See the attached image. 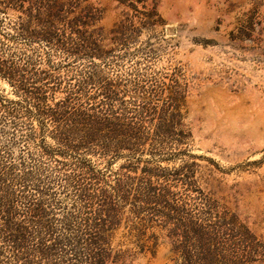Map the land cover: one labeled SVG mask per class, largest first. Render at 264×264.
<instances>
[{
  "label": "rangeland",
  "instance_id": "rangeland-1",
  "mask_svg": "<svg viewBox=\"0 0 264 264\" xmlns=\"http://www.w3.org/2000/svg\"><path fill=\"white\" fill-rule=\"evenodd\" d=\"M79 16L86 24L78 25ZM49 31L59 36L43 38ZM0 57L72 86L92 73L108 77L115 110L144 122L145 157L152 153L159 160L152 166L166 170L159 183L177 208L149 204L139 216L127 205L113 238L116 249L131 250L127 264H264V0H0ZM13 89L0 76V94L17 99ZM171 113L175 126L163 133L161 117L169 123ZM1 118L0 153L30 164ZM69 177L45 181L56 235L63 217L75 224L86 217ZM22 185L40 197L30 179ZM128 217L146 224L143 251L134 234L124 236ZM187 226L196 231L185 233ZM10 245L0 240L1 261L12 260Z\"/></svg>",
  "mask_w": 264,
  "mask_h": 264
},
{
  "label": "trees",
  "instance_id": "trees-1",
  "mask_svg": "<svg viewBox=\"0 0 264 264\" xmlns=\"http://www.w3.org/2000/svg\"><path fill=\"white\" fill-rule=\"evenodd\" d=\"M76 21L78 25L86 24L82 16ZM42 36L55 40L59 34L49 31ZM0 76L17 96L7 99L0 94L1 119L8 120L18 133L25 146L23 155L26 153L32 164L28 167L24 156L16 162L0 153V240L11 244L12 255V260H0V264H82V255L86 264H127L131 250L113 246L127 205H132L139 216L149 204L164 202L170 210L177 208L174 200H166L170 187L159 183L166 178V170L152 166L159 161L152 159V153L145 157L150 148L144 122L130 121L115 110L116 84L96 73L72 86L49 71L7 64L0 57ZM89 86L96 89L95 93ZM62 92L64 97L55 101L56 94ZM161 118L163 133H172L175 115L171 113L169 123L166 115ZM30 145H34L35 152L29 151ZM121 158L125 162L111 170ZM180 171L172 172L180 175ZM55 175L61 180H67L69 175L74 179L76 190L85 201L82 208L86 215L79 224L72 222L71 215L63 217L58 235L53 204L46 197L50 187L45 182ZM24 179L32 181L40 197L26 195ZM153 214L157 216L161 210L155 209ZM127 219L128 232L124 236L134 234L143 251L146 224ZM179 230L181 227L176 226L174 235ZM189 231L196 230L187 226L185 233ZM66 247H70V259L64 255ZM3 249L0 247V256Z\"/></svg>",
  "mask_w": 264,
  "mask_h": 264
}]
</instances>
